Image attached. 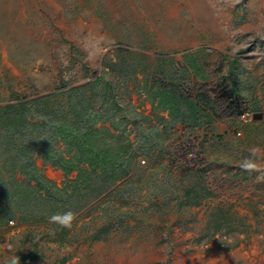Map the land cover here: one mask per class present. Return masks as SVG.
Listing matches in <instances>:
<instances>
[{"label":"rangeland","instance_id":"1","mask_svg":"<svg viewBox=\"0 0 264 264\" xmlns=\"http://www.w3.org/2000/svg\"><path fill=\"white\" fill-rule=\"evenodd\" d=\"M98 78L120 83L133 120L150 116L157 127L151 90L173 79L209 98L214 121L177 124L155 160L140 158L141 180L112 188L71 228L36 212L1 226L0 264L13 255L21 264H264V180L239 167L251 148L264 149V0H0V108ZM242 112L263 119L244 124ZM16 138L19 151L30 144ZM1 158V190H11L24 176ZM34 164L64 187L61 170L37 156ZM194 183L212 194L198 207L185 200Z\"/></svg>","mask_w":264,"mask_h":264},{"label":"trees","instance_id":"2","mask_svg":"<svg viewBox=\"0 0 264 264\" xmlns=\"http://www.w3.org/2000/svg\"><path fill=\"white\" fill-rule=\"evenodd\" d=\"M115 68L121 71L120 65ZM111 81L98 78L82 87L64 83L63 92L0 108V129L6 132L0 138L1 160L12 164L8 152L9 148L14 149L13 159L17 161L7 170L13 176L17 172L24 176V181L12 183L11 190H1L0 186L1 199L12 204L8 207L0 201V227L18 219L17 216L26 222L27 215L34 212L38 213L36 218L40 223L55 213L78 214L118 184L141 180L145 170L139 168L140 158L155 160L153 152L171 138L169 134L177 124L200 129L214 121L207 108L209 98L200 92L195 96L187 95L176 89L173 79L160 80L153 86L158 89L151 90L153 112L157 122L163 123L161 129L159 123L155 127L156 122L150 116L137 114L140 120H133L117 99L116 89L120 83L115 85L116 81ZM237 92L234 85L231 93ZM238 108L239 102L237 111ZM245 109L246 105L243 112ZM166 112L167 118L159 116ZM144 124L150 127L148 132ZM139 129L141 133H137ZM134 132L139 137L132 140ZM17 135L30 137V144L21 146L20 151L13 142ZM46 136L49 138L45 141ZM137 142L142 146L136 147ZM36 156L45 165L64 173L63 188L39 173L34 164ZM74 173L76 177L71 180ZM184 193L186 205L195 207L212 195L199 183L189 184Z\"/></svg>","mask_w":264,"mask_h":264},{"label":"clouds","instance_id":"3","mask_svg":"<svg viewBox=\"0 0 264 264\" xmlns=\"http://www.w3.org/2000/svg\"><path fill=\"white\" fill-rule=\"evenodd\" d=\"M253 117L254 116H252L251 121H253ZM239 167L242 171L245 172L258 173V181L264 180V149H261L259 147L251 148L249 150V155L240 162ZM75 220L76 214L71 211L64 213H55L49 217L50 223L57 224L62 228H71ZM6 247L8 251H12L13 246L11 244L7 245ZM5 264H21L20 257L15 255L10 256L5 260Z\"/></svg>","mask_w":264,"mask_h":264},{"label":"built area","instance_id":"4","mask_svg":"<svg viewBox=\"0 0 264 264\" xmlns=\"http://www.w3.org/2000/svg\"><path fill=\"white\" fill-rule=\"evenodd\" d=\"M251 118H252L251 114H250L249 112H247V113H244V114L241 116L240 119H241L242 122H244V123H248V122L251 121Z\"/></svg>","mask_w":264,"mask_h":264},{"label":"water","instance_id":"5","mask_svg":"<svg viewBox=\"0 0 264 264\" xmlns=\"http://www.w3.org/2000/svg\"><path fill=\"white\" fill-rule=\"evenodd\" d=\"M263 119V114L256 113L254 114L253 120L254 121H261Z\"/></svg>","mask_w":264,"mask_h":264},{"label":"bare ground","instance_id":"6","mask_svg":"<svg viewBox=\"0 0 264 264\" xmlns=\"http://www.w3.org/2000/svg\"><path fill=\"white\" fill-rule=\"evenodd\" d=\"M52 176V175H51ZM55 175H53L52 177H54Z\"/></svg>","mask_w":264,"mask_h":264}]
</instances>
